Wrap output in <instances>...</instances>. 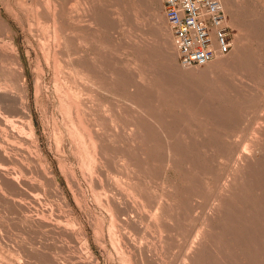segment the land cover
<instances>
[{
  "label": "rangeland",
  "instance_id": "1",
  "mask_svg": "<svg viewBox=\"0 0 264 264\" xmlns=\"http://www.w3.org/2000/svg\"><path fill=\"white\" fill-rule=\"evenodd\" d=\"M221 1L231 53L185 69L161 0H0V86L15 101L6 120L25 117L23 65L36 130L15 124L29 161L0 159V264H264V0ZM85 6L95 24L86 55L102 87L71 99L48 47L54 10L66 30ZM259 134L263 153L240 165Z\"/></svg>",
  "mask_w": 264,
  "mask_h": 264
},
{
  "label": "bare ground",
  "instance_id": "2",
  "mask_svg": "<svg viewBox=\"0 0 264 264\" xmlns=\"http://www.w3.org/2000/svg\"><path fill=\"white\" fill-rule=\"evenodd\" d=\"M93 1V0H92ZM228 1V0H227ZM76 2V1H75ZM86 2V1H85ZM222 2V1H221ZM57 3V2H56ZM68 3V2H67ZM80 3V2H79ZM89 3V2H88ZM86 4V3H85ZM106 4V3H105ZM37 5V4H36ZM71 5V4H70ZM80 5V4H79ZM74 6V5H73ZM134 6V5H133ZM225 6V5H224ZM56 7V6H55ZM76 7V6H75ZM83 7V6H82ZM88 6H85V9L83 8L81 11H82V13H83V15H81L80 16V14L78 15V25L76 26V27H74V28H66V30L63 28V27H65V26H62V20H61V15L60 14H58V13H56V11L54 10V12H55V37H54V39H55V43H51L50 44V46L48 47V54L47 55H51L53 52V57H54V65H55V67H53V68H55V70L54 71H56V77H58L59 75L60 76H62L61 78H62V81L65 83V86L67 87V90H68V97L69 98H71V99H73V98H75L76 97V99L78 98V97H85V99H86V97H89L91 94H90V90H89V87L90 86H96V85H98L96 82H95V74H94V68H95V64L93 65L92 64V60H91V58H89L87 55H86V53H87V51H86V49L88 48V47H90L89 46V40H90V37H91V35H93L92 34V24H94L93 23V17H91V15H90V13H91V11H90V8L88 7ZM46 8V7H45ZM141 8V7H140ZM47 9H49V8H47ZM46 9V10H47ZM66 9V8H65ZM74 9V8H73ZM37 11H38V9H37ZM46 12V11H45ZM47 13V12H46ZM80 13V12H79ZM48 15V14H47ZM33 16V15H32ZM44 16V15H43ZM45 17V16H44ZM95 17V16H94ZM71 19V18H70ZM98 20V19H97ZM74 21V20H73ZM69 23V22H68ZM97 23V22H96ZM228 24H229V22H228ZM95 25V24H94ZM50 26V25H49ZM47 28V27H46ZM45 29V28H44ZM50 30V29H49ZM31 31V30H30ZM76 32H77V35H76ZM105 32H106V30H105ZM32 34V33H31ZM34 34V33H33ZM47 36V35H46ZM50 36V35H49ZM37 37H38V35H37ZM49 39H50V37H49ZM76 40H80V42H81V49L80 50H74V49H72L73 47V43L76 41ZM44 42V41H43ZM92 42V41H91ZM46 44V43H45ZM75 44V43H74ZM103 44V43H102ZM91 45V44H90ZM61 46V47H60ZM104 47V46H103ZM71 49H72V51L73 52H71ZM78 49V48H77ZM98 49V48H97ZM238 49V48H237ZM240 49V48H239ZM242 49V48H241ZM17 50H18V48H17ZM45 50V49H44ZM64 50V51H63ZM170 52V51H169ZM241 52V51H240ZM46 53V52H45ZM242 54H243V52H242ZM49 58V57H48ZM138 60H139V58H138ZM146 60V59H145ZM240 60V59H239ZM217 61V60H216ZM215 61V62H216ZM228 61H229V59H228ZM248 61V60H247ZM147 62V61H146ZM215 62H213V63H215ZM239 62V61H238ZM142 63V62H141ZM213 63H211L210 65H208V66H206V67H209V66H211ZM226 63H228V62H226ZM50 64V63H49ZM137 64H138V62H137ZM145 64V63H144ZM48 65V64H47ZM98 66V68H99V70L100 71H104V66H103V59H101V60H99V64L97 65ZM131 66H133V64L131 65ZM146 66V65H145ZM128 67H130V66H128ZM127 67V68H128ZM135 67V66H134ZM206 67H204V68H206ZM126 68V67H125ZM126 68V70H128ZM137 68H139V65H138V67ZM148 68V67H147ZM151 69V68H150ZM195 69H201V68H195ZM125 70V69H124ZM135 70V69H134ZM139 70V69H138ZM152 70V69H151ZM155 71V70H154ZM98 73V72H97ZM147 73V72H146ZM17 74H18V76L19 77H21V79H22V84H21V90L23 91V106L21 107L22 109H21V113H23L24 114V120L23 121H21V122H19V121H15L14 123H10V122H8V120H6V119H8V118H11V119H13L14 118V113H13V111H12V106H11V103H15V101H14V99L11 97V94H10V92H9V90H7L6 89V87H7V85H1L0 86V109L4 112V115H5V118L3 117V118H0V125H2L1 124V122H5L4 124L5 125H3L4 126V128H0V129H3V130H0V159H1V161L4 163V165H8V161H9V158H13V159H17L18 161L20 160H25V161H29L31 158L30 157H32L31 155H30V157H28L29 155L27 154V153H29V151H27V150H29L28 148L27 149H25L26 151H27V155H25V150H23V148H21L20 147V145H22L21 143H22V137H20V136H22L21 134H20V136L17 134V132H16V130L17 129H19V127L20 126H22L23 128H25V129H27L28 130V133L31 135V136H33L34 134H35V132H36V130H35V123H34V119H33V116H32V112H31V109H30V106H29V97H28V91H27V84H26V76H25V71H24V66L23 65H20V67H19V69L17 70ZM99 74V73H98ZM6 75V74H5ZM158 75V74H157ZM144 76V75H143ZM60 77L58 78V79H61ZM236 78V77H235ZM142 79V78H141ZM139 80V79H138ZM104 81V80H103ZM3 83V82H2ZM10 84H11V82H9ZM16 84V83H15ZM12 85V84H11ZM56 86V85H55ZM101 86V85H100ZM99 85H98V87H100ZM102 87V86H101ZM104 87V86H103ZM9 88V87H8ZM57 88H58V86H57ZM98 89V88H97ZM100 89V88H99ZM102 91V90H101ZM104 91V90H103ZM97 93V92H96ZM137 94H138V92H137ZM21 97V96H20ZM88 99V98H87ZM89 100V99H88ZM149 100V99H148ZM77 101V100H76ZM90 101V100H89ZM92 102V101H91ZM90 102V103H91ZM131 102V101H130ZM93 103V102H92ZM106 103V102H105ZM87 104H88V102H87ZM132 104V103H131ZM130 104V105H131ZM83 105V104H82ZM92 105V104H91ZM90 105V106H91ZM134 105V104H133ZM128 106V105H127ZM135 106V105H134ZM67 107V106H66ZM84 107V106H83ZM131 107V106H130ZM143 107V106H142ZM80 108V107H79ZM85 108V107H84ZM87 108V107H86ZM88 108L90 109V107L88 106ZM96 108V107H95ZM81 109V108H80ZM92 109V108H91ZM121 109V108H120ZM131 109V108H130ZM136 109H137V107H136ZM140 109V108H139ZM138 109V110H139ZM88 110V109H87ZM137 110V111H138ZM84 111V110H83ZM82 111V112H83ZM86 111V110H85ZM87 112V111H86ZM89 112H90V110H89ZM140 112H142V111H140ZM144 112V111H143ZM143 112H142V114H143ZM130 113H131V111H130ZM145 113V112H144ZM156 113V112H155ZM82 114V113H81ZM84 114H86L85 112H84ZM141 114V113H140ZM157 115V114H156ZM148 116V115H147ZM155 116V115H154ZM158 116V115H157ZM84 117V116H83ZM161 117V116H160ZM119 118V117H118ZM150 118V117H149ZM152 118V117H151ZM262 119H263V117H261ZM115 119V118H114ZM9 121H11V120H9ZM151 121H153V120H151ZM163 121V120H162ZM12 122V121H11ZM138 122V121H137ZM20 124V126H15V124ZM90 123V122H89ZM92 123V122H91ZM136 123V122H135ZM141 123V122H140ZM261 123H264V122H261ZM261 123H259V124H261ZM157 125H158V122L156 123ZM87 125L89 126L90 124H88L87 123ZM116 125V124H115ZM161 125V124H160ZM170 125V124H169ZM91 126V125H90ZM93 126V125H92ZM96 126V125H95ZM171 126V125H170ZM1 127V126H0ZM11 127V128H10ZM12 127L13 128H15V129H13L12 130ZM85 128H86V126H84ZM152 127H153V125H152ZM163 127V126H162ZM169 127V126H168ZM94 128V127H93ZM138 128V127H137ZM158 128V127H157ZM256 128V127H255ZM20 129H22L21 127H20ZM135 129V128H134ZM261 130H259V132L260 131H263L264 130V126L263 125H261V128H260ZM91 130V129H90ZM94 130V129H93ZM98 130V129H97ZM140 130V129H139ZM156 130V129H155ZM26 131V130H25ZM18 132H20V131H18ZM127 132V131H126ZM133 132V131H132ZM162 132V131H161ZM258 132V131H257ZM142 133V132H141ZM261 133V132H260ZM27 134V133H26ZM28 134V135H29ZM161 134V133H160ZM166 134V133H165ZM182 134V133H181ZM27 135V136H28ZM95 135V134H94ZM98 135V134H97ZM25 136V135H24ZM259 136H260V134H259ZM146 137V136H145ZM256 137V136H255ZM25 138H27L26 136H25ZM97 138H99V137H97ZM24 139V138H23ZM145 139V138H144ZM28 141H29V138L27 139ZM132 140V139H131ZM25 141V140H24ZM23 141V142H24ZM28 141H25L26 143L28 142ZM133 141V140H132ZM142 141V140H141ZM140 141V142H141ZM38 143V140H37V138H35V141H33V148H35V149H38V151H37V154L38 153H40V151H39V147H37V144ZM134 143V142H133ZM248 143V142H247ZM262 143H263V139H262V137L260 136V137H257L254 141H252V145L250 146H247V147H245L244 148V150L242 151V154H243V157H241V158H238V163L240 164V165H248L249 163H251V161H253V159H255V158H257V156L258 157H260L261 156V154L263 153V148H262ZM29 144V143H28ZM27 144V145H28ZM34 144H35V146H34ZM135 144V143H134ZM138 144V143H137ZM26 145V146H27ZM179 145H181V144H179ZM248 145V144H247ZM23 146H25L24 144H23ZM28 146H30V144L28 145ZM32 146H30V147H32ZM168 146H169V144H168ZM184 147H186L185 145H184ZM24 148H26V147H24ZM169 148V147H168ZM171 148V147H170ZM132 151V150H131ZM170 151V150H169ZM113 152V151H112ZM177 152H180V150L179 151H177ZM126 153V152H125ZM30 154V153H29ZM124 154V153H123ZM41 155V154H40ZM100 155V154H99ZM121 155V154H120ZM184 155V154H183ZM101 156V155H100ZM129 156H131V155H129ZM147 155H145V157H146ZM199 156V155H198ZM120 157V156H119ZM121 157H123V156H121ZM132 157V156H131ZM104 158V157H103ZM124 158V157H123ZM133 158V157H132ZM170 158V157H169ZM168 158V159H169ZM194 158V157H193ZM131 159V158H130ZM11 160V159H10ZM191 160V159H190ZM12 161V160H11ZM18 161H16V162H18ZM19 161V162H20ZM125 161H126V159H125ZM133 161V160H132ZM131 161V162H132ZM135 161H137V160H135ZM256 161V160H255ZM260 161V160H259ZM18 162V163H19ZM119 162H121V161H119ZM122 162H124V159H123V161ZM121 162V163H122ZM128 163L130 162V161H127ZM134 162V161H133ZM175 162V161H174ZM260 162H262V161H260ZM17 163V164H18ZM125 163V162H124ZM176 163V162H175ZM2 164V163H1ZM0 164V165H1ZM20 164V163H19ZM118 164V163H117ZM126 164V163H125ZM125 164H123V165H125ZM130 164V163H129ZM133 164V163H132ZM152 164H154V163H152ZM27 165H29V164H27ZM98 165H99V163H98ZM136 165H138V164H136ZM151 165V164H150ZM238 165V164H237ZM257 165V164H256ZM20 166V165H19ZM39 166V165H38ZM132 166V165H131ZM250 166V165H249ZM248 166V167H249ZM130 166L128 165V168H129ZM172 167V166H171ZM1 168H2V166H1ZM40 168V167H39ZM114 168H116V167H114ZM135 168V167H134ZM181 168H182V166H181ZM234 168H236V166L234 167ZM38 169V168H37ZM49 169V168H48ZM127 169V168H126ZM131 169V168H130ZM1 170V169H0ZM6 170H8V169H6ZM22 170V169H21ZM141 170V169H140ZM233 170V169H232ZM256 170V169H255ZM4 171V170H3ZM50 171V170H49ZM119 171V170H118ZM131 171V170H130ZM138 171V170H137ZM152 171V170H151ZM23 172V171H22ZM5 173V172H4ZM45 173V172H44ZM43 173V174H44ZM234 173V172H233ZM5 174H7V173H5ZM42 174V175H43ZM49 174V173H48ZM8 175H10L9 173H8ZM88 175H89V173H88ZM13 176V175H12ZM12 176H9V177H12ZM46 176V175H45ZM128 176V175H127ZM131 176V175H130ZM42 177V176H41ZM47 177V176H46ZM45 177V178H46ZM51 177V176H50ZM132 177H134V176H132ZM126 178V177H125ZM137 178H138V175H137ZM140 178V177H139ZM1 179V178H0ZM13 179V178H12ZM38 179V178H37ZM202 179H204V178H202ZM238 179V178H237ZM246 179H248V178H246ZM255 179V178H254ZM264 179V178H263ZM45 180V179H44ZM54 180V179H53ZM5 181H6V179H5ZM8 182V181H7ZM55 182V181H54ZM132 182H135V181H132ZM9 183H10V181H9ZM48 183V182H47ZM226 183V182H225ZM253 183V182H252ZM256 183V182H255ZM8 184V183H7ZM72 184V183H71ZM227 184V183H226ZM254 184V183H253ZM6 185V184H5ZM52 185V184H51ZM56 185V184H55ZM103 185V184H102ZM129 185V184H128ZM134 185H137V184H134ZM174 185H175V183H174ZM208 185V184H207ZM228 185V184H227ZM231 185V184H230ZM9 186H10V184H9ZM22 186V185H21ZM57 186V185H56ZM106 186V185H105ZM132 186V185H131ZM229 186V185H228ZM228 186H227V188H228ZM55 187V186H54ZM100 187V186H99ZM128 187V190H129V186H127ZM140 187V186H139ZM142 187V186H141ZM165 187V186H164ZM74 188V187H73ZM102 188V187H101ZM177 188V187H176ZM250 188V187H249ZM5 189V188H4ZM59 189V188H58ZM103 189V188H102ZM106 189V188H105ZM225 189V188H224ZM232 189V187L230 188L229 187V191ZM237 189V188H236ZM125 190V189H124ZM130 190H132V192L134 193H132V197H133V195H136V197L135 198H138L139 197V190H138V188H136L135 186H133V188L131 187V189ZM164 190V189H163ZM5 191H6V189H5ZM58 191V190H57ZM226 191V190H225ZM62 192V191H61ZM60 192V194H62ZM59 193V192H58ZM131 193V192H130ZM166 193V192H165ZM59 194V195H60ZM141 194V193H140ZM10 195V194H9ZM24 195V194H23ZM103 195V194H102ZM149 195H151V194H149ZM58 196V195H57ZM105 196V195H104ZM23 197V196H22ZM241 197H242V195H241ZM7 198V197H6ZM105 199V198H104ZM108 199V198H107ZM112 199V198H111ZM116 199V198H115ZM154 199V198H153ZM152 199V200H153ZM163 199V198H162ZM138 200L140 201V199L138 198ZM143 200V199H142ZM188 200V199H187ZM215 200V199H214ZM17 201V200H16ZM135 201V200H134ZM144 201V200H143ZM151 201V200H150ZM154 201V200H153ZM166 201V200H165ZM219 201V200H218ZM222 201V200H221ZM254 201V200H253ZM30 202V201H29ZM108 202V201H107ZM160 202V201H159ZM161 202H163V201H161ZM7 203V202H6ZM109 203V202H108ZM133 204H134V202H132ZM155 204H153V205H156V202H154ZM40 204V203H39ZM158 204V203H157ZM231 204V203H230ZM25 205V204H24ZM102 205V204H101ZM152 205V206H153ZM160 205V204H159ZM175 205V204H174ZM67 206V205H66ZM104 206H105V204H104ZM110 206V205H109ZM161 206V205H160ZM160 206H158V209H159V211H161V213H163L162 211H163V209L161 210V208H159ZM196 206V205H195ZM223 206V205H222ZM134 207V206H133ZM176 207V206H175ZM201 207V206H200ZM221 207V206H220ZM115 208V207H114ZM155 208V207H154ZM217 208V207H216ZM110 209V208H109ZM240 209V208H239ZM154 210V209H153ZM155 210H156V208H155ZM213 210V209H212ZM229 210V209H228ZM256 210V209H255ZM108 211V210H107ZM110 211H111V209H110ZM151 211V210H150ZM236 211H237V209H236ZM35 212V211H34ZM206 212V211H205ZM210 212V211H209ZM212 212V211H211ZM218 212V211H217ZM230 212V211H229ZM152 213V212H151ZM154 213V212H153ZM160 213V214H161ZM168 213V212H167ZM213 213H214V210H213ZM156 214V213H155ZM157 214H159V213H157ZM166 214V213H165ZM165 214H163L162 216H164ZM216 214V213H215ZM236 214V213H235ZM168 216H170L169 214H167ZM167 215H165V217L167 216ZM238 215V214H237ZM240 215V214H239ZM254 215V214H253ZM117 216V215H116ZM121 216V215H120ZM152 216V215H151ZM158 216V215H157ZM241 216V215H240ZM243 216V215H242ZM247 216V215H246ZM255 216V215H254ZM209 217V216H208ZM213 217V216H212ZM251 217V216H250ZM112 218H114V217H112ZM116 218V217H115ZM159 218V217H158ZM169 218H171V217H169ZM160 219V218H159ZM158 219V220H159ZM167 219V218H166ZM206 219H207V217H206ZM251 219V218H250ZM171 220V219H170ZM169 220V221H170ZM176 220V219H175ZM204 220H205V218H204ZM220 220V219H219ZM159 221H162V219L161 220H159ZM173 221V220H172ZM208 221V220H207ZM206 221V222H207ZM24 222V221H23ZM157 222V221H156ZM155 222V226L157 227V223ZM167 222V221H166ZM165 222V224H164V222H163V224H164V226L167 224L168 225V223L169 222H167L166 223ZM161 223V222H160ZM170 223H171V221H170ZM173 223V222H172ZM179 223V222H178ZM112 224V223H111ZM153 224V223H152ZM162 224V223H161ZM207 224H208V222H207ZM234 224V223H233ZM121 225V224H120ZM159 225V224H158ZM166 225V226H167ZM11 226H13V225H11ZM29 226V225H28ZM163 226V227H164ZM242 226V225H241ZM160 227V226H159ZM180 227V226H179ZM222 227V226H221ZM224 227V226H223ZM60 228V227H59ZM62 228V227H61ZM162 228V227H161ZM175 228V227H174ZM216 228V227H215ZM12 229V228H11ZM160 229V228H159ZM54 230V229H53ZM175 230H176V228H175ZM202 230H204V229H202ZM11 231V230H10ZM9 231V232H10ZM63 231H65V229H63ZM210 231V230H209ZM208 231V232H209ZM212 231V230H211ZM246 231V230H245ZM162 232V231H161ZM165 232V231H164ZM172 232V231H171ZM175 232V231H174ZM182 232H183V230H182ZM198 232V231H197ZM236 232V231H235ZM254 232H255V230H254ZM163 233V232H162ZM177 233H179L178 231H177ZM199 233H200V231H199ZM203 233L205 234V232L203 231ZM201 234V233H200ZM247 234V233H246ZM190 235V234H189ZM203 235V234H202ZM252 235V234H251ZM181 236V235H180ZM257 236V235H256ZM162 237V236H161ZM207 237H209V236H207ZM248 237V236H247ZM186 237H184V239H185ZM197 238H199V237H197ZM234 238V237H233ZM204 239V238H203ZM208 239V238H207ZM206 239V240H207ZM210 239V238H209ZM173 240V239H172ZM201 241H202V239H200ZM205 240V241H206ZM211 240V239H210ZM218 240V239H217ZM119 241V240H118ZM233 241H236V240H233ZM240 241V240H239ZM196 242H197V240H196ZM202 242H204V240L202 241ZM210 242V241H209ZM214 242V241H213ZM237 242V241H236ZM198 243H201V242H198ZM194 244H196V243H194ZM203 244H205V243H203ZM207 244L209 245V243L207 242ZM229 244V243H228ZM24 245V244H23ZM75 245V244H74ZM198 245V244H197ZM3 246V245H2ZM115 246V245H114ZM198 246H200V244L198 245ZM201 246H202V244H201ZM194 247V246H193ZM197 247V246H196ZM209 247H210V245H209ZM226 247V246H225ZM29 248V247H28ZM190 248H191V246H190ZM195 248V247H194ZM193 248V249H194ZM205 248V247H204ZM197 249V248H196ZM195 249V250H196ZM201 249V248H200ZM213 249V248H212ZM135 250V249H134ZM140 250V249H139ZM195 250H194V252H195ZM216 250V249H215ZM219 250V249H218ZM239 250V249H238ZM148 251V250H147ZM197 251V250H196ZM214 251V250H213ZM212 251V252H213ZM221 251V250H220ZM244 251V250H243ZM136 252V251H135ZM142 252V251H141ZM232 252V251H231ZM39 253V252H38ZM138 253V252H137ZM200 253V252H199ZM198 253V254H199ZM202 253V252H201ZM214 253V252H213ZM217 253V252H216ZM222 253V252H221ZM243 253V252H242ZM219 254V253H218ZM226 254V253H225ZM38 255V254H37ZM195 255V254H194ZM214 255V254H213ZM231 255V254H230ZM124 256V255H123ZM199 256V255H198ZM212 256V254L211 255H209V257H211ZM225 256V255H224ZM264 256V255H263ZM30 257V256H29ZM156 257V256H155ZM160 257V256H159ZM196 257V255L194 256V258ZM62 258V257H61ZM151 258V257H150ZM193 258V257H192ZM213 258H215V257H213ZM212 258V259H213ZM221 258V257H220ZM236 258H237V256H236ZM252 258V257H251ZM34 259V258H33ZM42 259V258H41ZM188 259H190V258H188ZM187 259V262L189 261ZM199 259H200V256H199ZM209 259V258H208ZM216 259V258H215ZM225 259H227V257L225 258ZM59 260V259H58ZM57 260V261H58ZM145 260V259H144ZM148 260V259H147ZM151 259H149V261H150ZM157 260V259H156ZM192 260V259H191ZM210 260H211V258H210ZM233 260V259H232ZM248 260V259H247ZM251 260V259H250ZM249 260V261H250ZM256 260V259H255ZM254 260V261H255ZM55 261V260H54ZM61 261V260H60ZM194 261V260H193ZM213 261V260H212ZM211 261V262H212ZM38 262V261H37ZM40 262V261H39ZM157 262V261H156ZM159 262V261H158ZM186 262V263H187ZM197 262V261H196ZM203 262H204V260H203ZM214 262V261H213ZM212 262V264H216V263H213ZM218 262V261H217ZM220 262V261H219ZM222 262V261H221ZM251 262V261H250ZM252 262H253V260H252ZM26 264H27V262H25ZM41 263V262H40ZM188 263H191V261L190 262H188ZM236 263V262H235ZM255 263V262H254ZM30 264V263H29ZM42 264H43V262H42ZM154 264V263H153ZM162 264V263H161ZM193 264V263H192ZM208 264H209V262H208ZM219 264V263H218ZM229 264V263H228ZM251 264V263H250ZM256 264V263H255Z\"/></svg>",
  "mask_w": 264,
  "mask_h": 264
},
{
  "label": "built area",
  "instance_id": "3",
  "mask_svg": "<svg viewBox=\"0 0 264 264\" xmlns=\"http://www.w3.org/2000/svg\"><path fill=\"white\" fill-rule=\"evenodd\" d=\"M161 2L183 68H204L231 53L232 30L221 0Z\"/></svg>",
  "mask_w": 264,
  "mask_h": 264
}]
</instances>
